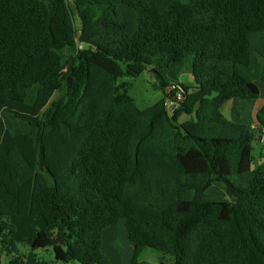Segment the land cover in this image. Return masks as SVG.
Returning a JSON list of instances; mask_svg holds the SVG:
<instances>
[{"label":"trees","instance_id":"trees-1","mask_svg":"<svg viewBox=\"0 0 264 264\" xmlns=\"http://www.w3.org/2000/svg\"><path fill=\"white\" fill-rule=\"evenodd\" d=\"M147 71L163 98L141 110L118 81ZM261 81L264 0H0L9 264H26L11 216L44 220L26 244L55 261L36 264H111L103 235L121 220L132 264L147 249L171 264H264V106L255 126L222 111L259 100ZM215 185L231 201H206Z\"/></svg>","mask_w":264,"mask_h":264},{"label":"rangeland","instance_id":"rangeland-1","mask_svg":"<svg viewBox=\"0 0 264 264\" xmlns=\"http://www.w3.org/2000/svg\"><path fill=\"white\" fill-rule=\"evenodd\" d=\"M71 7H73L72 2L70 3ZM78 49L80 51L86 49L84 45H79ZM72 51L66 50L64 52V56L67 58L70 57ZM186 74L182 76L181 82L187 85H190L193 83V78L190 75L188 77ZM263 94H264V84H261ZM118 87H119V93H127L131 99L135 102V104L138 106L139 109L144 110L147 109L154 104H156L158 101H160L163 98V93L160 89V85L156 77L150 73L145 72L143 73L139 78H131V77H122L118 81ZM171 93L170 91H167V94L169 95ZM166 94V95H167ZM167 102V109L170 114H172V111L176 108L174 105V102L170 99L166 98ZM254 103V102H252ZM259 162L258 160L255 162V166H258ZM222 191V190H220ZM211 195H207V200H210L211 202H215L213 200H218V202L222 201H231V199L223 198L221 199L218 197L217 199L209 198ZM10 223L15 226L16 228V235L15 240L18 245L19 251L22 255H24L26 264H36L37 259H42L47 262L55 261L54 255L52 253L51 249L47 250H38L34 252L27 244L26 240L30 238H35L38 232L39 226H41L43 229H45V222L42 218L38 217H29V216H11L10 217ZM110 241L118 242L119 244H122L123 248H125V243H127L129 240L126 235L125 231V221L121 220L120 223L113 228H109L105 230L104 234V245L105 248L108 246V243ZM0 245V264H9L10 257L7 256L4 252H2ZM157 257H160V263L164 264H171L169 262V258H163L162 254L153 251Z\"/></svg>","mask_w":264,"mask_h":264},{"label":"crops","instance_id":"crops-1","mask_svg":"<svg viewBox=\"0 0 264 264\" xmlns=\"http://www.w3.org/2000/svg\"><path fill=\"white\" fill-rule=\"evenodd\" d=\"M187 76L190 77V75ZM261 84H264V81L258 82V86L260 88V93H261L259 100L257 101L232 100L223 107L222 111L225 117L235 123L255 126L257 124V116L260 110L262 109V107L264 106V94ZM188 119L189 118L185 117L182 119V121H186ZM261 150L263 149L261 145H259L257 148V154ZM210 193L211 195L209 198H214V199H217L218 197H220L221 199L226 198L225 191L223 187L220 185H215L205 194V200L208 202H211L210 200H207V195ZM213 201L218 202V200H213ZM38 229H39L38 232L45 230L41 226H39ZM124 246L125 248H123L122 244H119L118 242L110 241L108 243V246L105 248L104 235H103V252L109 257L111 264H132L134 245L133 243L128 241L127 243H125ZM140 264H161L160 257L158 258L157 255L152 253L151 249H147L141 255Z\"/></svg>","mask_w":264,"mask_h":264},{"label":"built area","instance_id":"built-area-1","mask_svg":"<svg viewBox=\"0 0 264 264\" xmlns=\"http://www.w3.org/2000/svg\"><path fill=\"white\" fill-rule=\"evenodd\" d=\"M82 46V45H81ZM169 91L170 92H172V91H176L177 92V94H176V99H174V100H171V101H173L174 102V105L177 107V103L180 101H183V88L182 87H180V86H177V87H173V88H171V89H169ZM176 109V108H175ZM174 109V110H175ZM173 110V111H174ZM173 111H172V113H173ZM259 144L260 145H263L264 144V136L261 138V140H260V142H259Z\"/></svg>","mask_w":264,"mask_h":264}]
</instances>
